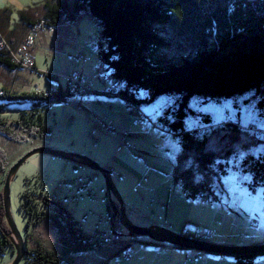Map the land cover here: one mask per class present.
Listing matches in <instances>:
<instances>
[{"label":"rangeland","instance_id":"374dc122","mask_svg":"<svg viewBox=\"0 0 264 264\" xmlns=\"http://www.w3.org/2000/svg\"><path fill=\"white\" fill-rule=\"evenodd\" d=\"M53 0H0V27L11 33H19L21 23L49 6ZM68 3L74 0H66ZM60 32L64 51H57L49 45L47 49L37 44L33 52L35 68L41 73L15 70V82L8 84L11 70L0 66L1 90L13 93L42 92L56 89L59 85L64 90L67 81L64 78L76 68L77 56H91L97 64L96 43L101 27L92 20L86 12H81L72 23L61 22ZM62 33V34H61ZM100 73L109 76L107 69L99 68ZM46 72L57 81L48 79ZM77 72V71H76ZM46 75V76H45ZM8 76V77H7ZM20 79V81H19ZM116 85L108 77L104 81L94 77L96 93L76 95L69 85L71 96L64 104L46 105L32 102H7L0 99V121L23 135L18 142L6 140L0 135V148L5 152L3 170L0 172V190L8 172L28 153L38 148H47L85 157L107 169L111 175L113 186L121 200L125 217L135 224L136 218L146 216L149 207L168 203L167 219L171 222L170 232L189 235L197 229H214L225 242L238 235L249 236L252 233L264 232V185L254 187L249 191L246 185L249 178L239 171V165L244 156H264V105L259 98L250 93L229 98H210L208 96L192 95L183 111L182 128L199 130L207 138V148L215 155L225 151L233 153L227 162L224 176L213 178L212 197L205 200H186L178 183L173 180V166L179 154L177 140L172 138L158 120L166 109H171L175 102L174 96L162 95L150 103H142L146 92L138 90L133 98L138 102L146 117L159 128L141 129L137 138H128L134 146L129 148L134 157L122 161L116 153L120 147L119 132L104 127L107 120L117 122L129 121L131 104L118 99L107 98L100 93L104 88ZM209 117L212 126L198 128L194 115ZM18 122L23 127L25 122L38 124L48 129V134L29 136L21 133L11 123ZM104 123V124H102ZM230 124L231 128L226 126ZM197 128V129H195ZM238 128L240 130H238ZM243 129V130H242ZM206 130V131H205ZM253 130V131H245ZM122 133V132H120ZM126 138V137H125ZM130 145V144H129ZM124 149V148H123ZM139 150V151H138ZM138 151V152H137ZM173 164V165H172ZM146 175L145 178H142ZM238 175V176H237ZM144 182L147 188L146 197L140 200L136 197L140 190L138 181ZM175 182V183H174ZM134 189V190H133ZM8 215L21 239L25 235V219L18 205L20 195L24 191H40L53 201L60 203L76 223L82 235L91 238L93 242L103 236L111 238V230L105 214L106 197L105 182L99 172L76 165L60 157L34 153L23 160L13 171L7 184ZM4 219V218H3ZM148 221H152L148 218ZM7 229L9 225L4 219ZM163 223V222H162ZM47 222L42 221L28 239V248L42 244L51 248L52 232ZM143 226L144 222H139ZM119 228V227H117ZM0 234V241H2ZM128 239V238H127ZM135 244L131 258L127 262L109 254L102 258L103 264H233L232 258L202 254L193 250L175 251L166 243L151 242L145 237H130ZM139 241V242H137ZM145 243L147 245H145ZM156 247V251H152ZM165 248L174 249L173 253ZM106 249V248H105ZM164 250V251H163ZM185 252V251H184ZM14 253L9 248L0 254V264H10ZM108 258V259H107ZM18 264H23L21 259ZM73 264H89L88 260H76ZM97 264L93 259L92 263ZM252 264H264V255L256 257Z\"/></svg>","mask_w":264,"mask_h":264},{"label":"trees","instance_id":"16d2710c","mask_svg":"<svg viewBox=\"0 0 264 264\" xmlns=\"http://www.w3.org/2000/svg\"><path fill=\"white\" fill-rule=\"evenodd\" d=\"M81 12H86L101 27L96 43L98 70L107 69L111 81L116 83L113 86L122 88L123 98L118 100L137 106L133 95L138 90L146 92L142 103H150L162 95L175 97L172 108L164 110L158 120L179 147L173 180L179 184L186 200L208 201L209 196L214 199L212 180L225 175L233 153L225 151L215 155L207 148L204 133L185 131L181 122L183 111L192 95L216 99L250 93L259 98L260 107L264 105V0H74L72 3L56 0L55 4L45 7L42 18L52 25L61 21L72 23ZM0 66L16 69L1 54ZM70 96L67 83L64 90L56 87L45 96L1 90L0 99L32 102L34 106L64 104ZM11 125L33 137L49 132L40 123L25 122L21 127L16 121ZM0 135L15 143L23 137L1 121ZM4 153L0 148V172ZM239 171L248 176L249 191L263 186L264 156H244ZM20 198L18 208L26 228L22 239L27 252L21 258L23 264H73L81 259L88 260L89 264L93 259L103 264L99 257L109 254L117 257L124 247L120 242L103 245L82 235L70 212L40 191H24ZM105 214L108 224L113 222L117 232L120 229L117 216L110 222L107 202ZM42 221L53 231L51 248L42 244L28 248L31 233L36 232ZM0 234L3 238L0 254L6 248L13 253L3 219L1 190ZM212 256L232 258L233 264H252L256 257L263 255Z\"/></svg>","mask_w":264,"mask_h":264},{"label":"crops","instance_id":"0c3cea01","mask_svg":"<svg viewBox=\"0 0 264 264\" xmlns=\"http://www.w3.org/2000/svg\"><path fill=\"white\" fill-rule=\"evenodd\" d=\"M55 3H56V0H53L50 5H53ZM44 12H45V8H43L42 10H39L38 12L32 13L31 17L26 18L21 23V26L22 27H21V30L19 31V33L6 32L1 27H0V32L3 34V36L6 38V40L11 45L14 46L27 33L28 27L31 24H33L36 20L42 18V16L44 15ZM61 22H64V21H61ZM61 22L58 25H56L57 28H58V39H55L54 40V39L48 38L50 36L47 37L46 35H37L35 37V41H34V44L32 45V50H31L32 51V57H33V65H34V69H35V71H33V72H36V73H39L40 72V71L36 70V68H35V58L33 56V52H34V50H36L37 44H40L41 46H44L47 49L49 48V45H52V48L53 49H55L57 51L59 50L61 52L64 51V46H63V43H62V40H61V36H60V32L62 31ZM86 57H89V56H86ZM76 63H77L76 64V68L74 70L77 71V72H79V73H81V74H83L85 76V78L90 82L89 92L87 94H84V95H88V94H99V93H96V91L94 89L95 87H93L94 86V77H97V78L99 77V80L101 79V81H104V79H107L108 77L110 78V76H108L107 73L106 74L100 73L99 70H98V66L96 68L94 67L95 63L92 61L91 56H90V58H89L88 61L79 62V63L76 62ZM15 70L16 69H13V70H11V73H9L8 76L10 77V81L8 82V84H11V83H13V82H15L17 80L15 78V76H14V73L16 72ZM71 71H73V65H72ZM51 80H53L55 82L57 81L55 78H51ZM19 81H20V79H19ZM56 87H59V85H57ZM53 90L54 89H48L49 92L50 91H53ZM44 91H47V90H44ZM9 92H12V91H9ZM137 109L140 112L143 113L142 109L139 108L138 105L137 106H132L131 107V111H130V114H131L130 116H132L131 120L136 117V110ZM144 115L146 116V114H144ZM195 115H199V114H195ZM199 116H204V118H203V124L208 125L209 128L212 126V123H210V120H209V117L208 116H205V115H199ZM108 121H110V120H107L105 122L104 127H106V124H107ZM194 121H195L196 124L199 125L198 128H201V129L203 128L201 126L202 124L201 123H198L195 120V118H194ZM110 122L112 123V126H111L112 129L114 131H116V132H119L118 133L119 134L118 137H119V143H120L119 144L120 145V149H117V147H116L117 154L114 153L113 154V158H116V155H118L119 156L118 157L119 159H116V162H117V161H122V160H124L126 158H129V157H131V158L134 157V156L131 155V153H133V151H130L129 150V147L127 146V145L130 144L129 146L132 147V144L129 143L127 140H128V138H131V137H133V138H137L138 137L139 138V133L141 132V131H139L140 129L138 127H129V123L130 122L128 120L127 121H123V122L120 121L119 123L113 122V121H110ZM102 124H104V123H102ZM195 129H197V128H195ZM184 130L185 131H189V130H186V129H184ZM191 130H193V129H191ZM120 132H122V133H120ZM138 138L135 139L134 144L138 141ZM132 148L134 149V146ZM145 177H146V175H143L142 178H141V180L143 178H145ZM141 180L138 181V184L140 186V190L137 191L136 197L142 201V200L145 199L146 193H147V190L148 189L144 187L145 186L144 185V182H142ZM167 209H168V203H165L163 205H157V206L149 207L148 208V212L146 213V216H144L143 218L142 217H139V218H136L135 219L136 222H138L137 224H135L132 220L130 222L132 224H134V225H137V226H142V225L139 224V222H144L143 226H149L150 224H152L154 226H159V227H162V228H170L171 222L167 219ZM148 218L151 219L152 221H148ZM117 227H119L118 224H117ZM115 229H116V227H115ZM121 232H122L121 228L119 230H117V233H121ZM178 234H180V233H178ZM188 234H191V232L188 233ZM186 236H188V235H186ZM218 237L223 240V242H224L223 245H226V246H253V245H263L264 244V232H262V231H258V232L252 233L249 236H247V235H245V233H243L242 235H240V236L238 235L237 237L229 240L228 242H225L224 238L220 237L219 235H218ZM103 238H106V237L103 236L102 238H100L96 242H99L100 243ZM129 238L130 237H126V236H114V237H111L110 238V240H111L110 243H112V242H120V243H124L125 244V243H129V242L130 243L131 242H134L133 240H131ZM137 242H139V241H137ZM103 245H107V244H103ZM145 245H147V244L145 243ZM174 249H176L175 251L181 250L183 253H185L183 249H177V248H174ZM174 249L165 248L164 250L167 251V252H169V253H173V250Z\"/></svg>","mask_w":264,"mask_h":264},{"label":"water","instance_id":"95a60500","mask_svg":"<svg viewBox=\"0 0 264 264\" xmlns=\"http://www.w3.org/2000/svg\"><path fill=\"white\" fill-rule=\"evenodd\" d=\"M43 153L56 157H60L66 161L72 162L76 165L89 168L91 171L99 172L105 182V189L107 194V201L109 206V218L110 222L117 216V224L121 228L122 232H115V226L113 222L110 223L111 236H126V237H145L148 240L156 243H166L171 246L182 248L185 250H193L202 254L207 255H264V244L263 245H253V246H226V245H215L209 244L202 241H196L187 236H181L180 234H175L167 229L159 226H137L132 224L124 215L123 207L120 198L117 195L116 189L113 186L112 178L107 169L101 168L94 161L87 159L82 156L66 154L63 152L53 151L47 148H38L25 157H23L7 174L2 188L1 201L3 218L7 221L9 225V240L13 247L14 258L10 264H18L23 256L26 255V250L24 249V242L20 238L18 232L15 230L9 215H8V190L7 184L10 180L13 171L23 162L25 158L34 154Z\"/></svg>","mask_w":264,"mask_h":264},{"label":"built area","instance_id":"2783aa9c","mask_svg":"<svg viewBox=\"0 0 264 264\" xmlns=\"http://www.w3.org/2000/svg\"><path fill=\"white\" fill-rule=\"evenodd\" d=\"M37 35H46L47 37L50 36L48 38L55 40L58 39V28L56 25L49 24L47 20L40 18L28 27L27 33L14 46L11 45L3 36V34L0 32V54L7 60V62L12 67L18 70L29 71V72L35 71L31 50H32V45L34 44L35 41V37ZM76 59L85 62L89 60V57L83 58L81 56H77ZM97 66H98L97 64L94 65L95 68ZM42 73L53 77L51 74H48L46 72H42ZM64 78L66 79L67 83L70 86H72L79 95H84L89 92L90 82L85 78L83 74L76 71H71ZM121 89L122 88H116L114 86H111L109 88H104L101 91V94L103 96L115 98V99L123 98L121 97ZM36 93H41V95L45 96L49 93V91L47 90ZM194 118L198 123L202 124L201 125L202 127H206V125L203 124L204 116L195 115ZM106 125L109 129L113 130L111 127L112 123L110 121H108ZM129 127H138L140 130L145 128L159 130V128L155 126L138 109L136 110V117L130 121ZM127 146L129 148L131 147L129 145ZM117 149H120V147L118 146ZM180 235L186 236L183 233H180ZM187 237H190L191 239L196 241H202L209 244H216V245L224 244L223 240L218 237L217 231L214 229H210V230L197 229L191 234H189ZM110 242H111L110 238H103L101 240L102 244H108ZM122 244L124 245V247L121 250V252L118 254V258L128 261L131 258L135 244H132L130 242L125 244L122 243ZM152 251L155 252L156 247H152ZM184 251L186 254L189 253L186 250ZM115 264H121V263L116 261Z\"/></svg>","mask_w":264,"mask_h":264},{"label":"clouds","instance_id":"9594fccd","mask_svg":"<svg viewBox=\"0 0 264 264\" xmlns=\"http://www.w3.org/2000/svg\"><path fill=\"white\" fill-rule=\"evenodd\" d=\"M241 129V128H240ZM243 130V129H242ZM238 176V175H237Z\"/></svg>","mask_w":264,"mask_h":264}]
</instances>
